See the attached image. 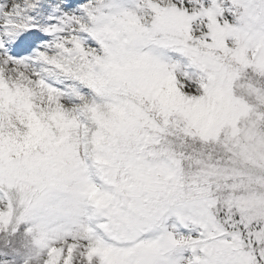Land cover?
<instances>
[{
    "label": "snow or ice",
    "instance_id": "obj_1",
    "mask_svg": "<svg viewBox=\"0 0 264 264\" xmlns=\"http://www.w3.org/2000/svg\"><path fill=\"white\" fill-rule=\"evenodd\" d=\"M0 264H264V0H0Z\"/></svg>",
    "mask_w": 264,
    "mask_h": 264
}]
</instances>
